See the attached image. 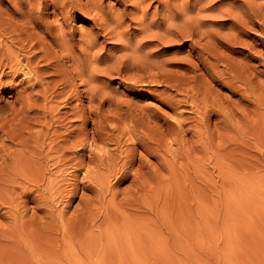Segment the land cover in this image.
<instances>
[{
  "label": "rangeland",
  "instance_id": "374dc122",
  "mask_svg": "<svg viewBox=\"0 0 264 264\" xmlns=\"http://www.w3.org/2000/svg\"><path fill=\"white\" fill-rule=\"evenodd\" d=\"M121 1L63 19L67 7L0 0L3 56L36 52L41 117L58 123L21 134L17 89H0V264H264V0L215 3L230 7L210 27L230 47L202 38L204 68L190 42L150 56L146 3ZM169 2L191 26L219 14ZM18 5L46 13L53 65L11 44Z\"/></svg>",
  "mask_w": 264,
  "mask_h": 264
},
{
  "label": "bare ground",
  "instance_id": "6f19581e",
  "mask_svg": "<svg viewBox=\"0 0 264 264\" xmlns=\"http://www.w3.org/2000/svg\"><path fill=\"white\" fill-rule=\"evenodd\" d=\"M69 1L38 0V3L44 4V7L47 9L52 8V12H55L60 8L67 7V11L61 13L63 19H67L68 17L66 16V14L70 13L71 9L74 8V10H82V7L84 5L87 6L86 1L88 2V4L93 5L98 0H93L94 3H90L91 0H86L84 4L81 2V0H71L72 2ZM154 1H157L158 3L154 5V10L151 12L149 19L146 21V18L150 14L149 9L152 7V3ZM217 1L220 0H209V9L213 10L216 8V11H218L219 14H211L206 19L201 18L196 22L195 26H191L188 21L184 20L186 19L184 18L185 13L182 10H175L173 8H170L169 0H131V2H133L134 5L138 7H140L141 4L146 3L141 9L142 18L140 20V23L143 24V27L147 26L143 31V27L140 29L142 38L147 37L143 40V44H145L146 47H150L155 42L161 44V46L155 51L148 50V54L153 57H158L167 52L166 48L169 46V44L181 45L183 43L190 42L191 46L189 52L193 54V57L197 56V66H199L200 68H204L205 63L200 57L203 53L210 51L207 48L206 42H201L202 38L208 37L209 39L207 40V42L212 43L213 45H217L214 41H218L221 43V45L230 47V42L220 39L210 28L212 25L217 24L218 17L224 16L223 13H225L226 10L230 9L229 6H224V4L215 5ZM206 8L207 5L202 6V9ZM162 9L166 10L167 13L165 14V12H161ZM8 10L10 11V15L20 13V18L15 21H11L10 23L13 26L11 29L14 32V36L11 34V36H13L12 38H10L11 44L16 43L18 52H22L25 49L34 47L39 48L40 57L38 58V60L45 61L44 63L48 62V59L44 57L48 50H53L52 43L50 42V38L53 37V34L50 30H47V28H43L42 22L44 21L46 13H43V11L41 10L37 11L39 9L34 11V9L31 7L29 8V10L26 9L27 11L21 13V5H18L16 8L9 7ZM250 14H252L251 11ZM247 17L248 20H251L249 15ZM177 18L180 20H177ZM244 21L247 22L246 20ZM244 21L242 23L245 25ZM252 23H254V21H252ZM6 30L7 29H3V31H1L3 32V34L5 33L4 36L6 35V32H12ZM8 37L9 36L7 34V37L4 38L6 39ZM8 45L10 46V44ZM62 45H69V41L65 40L64 44ZM14 52L16 51L10 52L9 50H7V56H3L4 51L0 49V89L8 92H13L14 89H17L16 92H14V100L8 103L10 105L18 103L17 106H14L12 111L16 110L15 113L19 116L18 124L20 126H18L17 128L21 130L20 133L23 134V130H26L28 127L37 124L40 126V129L35 137L37 139L44 137L45 139L46 137H48V130L53 126L58 125L57 120H50L47 118V115L44 119H42V117L45 115V111H43L42 106L39 107L38 104L39 98H46V91L37 88V86L42 85V78L44 79L45 77V71L47 67H45V70H43V68H38L35 62V59L38 57L36 52L29 56L21 54V57H19L18 53ZM57 59L58 57L52 58V60ZM163 60L164 59H161L159 62ZM46 65H53V63L48 62ZM206 67L208 69V61L206 62ZM222 74V72L217 73L216 77L219 78ZM165 79V77L162 78V80ZM18 86H20V88H18ZM55 90L53 89L51 93H54ZM1 106L2 105H0V107ZM53 131L55 133L57 132V129ZM29 133L31 134V131L27 132L28 136H30Z\"/></svg>",
  "mask_w": 264,
  "mask_h": 264
}]
</instances>
